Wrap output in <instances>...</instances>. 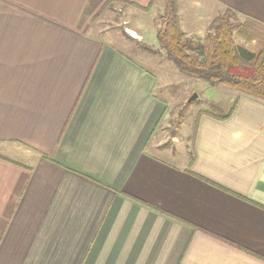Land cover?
<instances>
[{
  "label": "crops",
  "instance_id": "crops-1",
  "mask_svg": "<svg viewBox=\"0 0 264 264\" xmlns=\"http://www.w3.org/2000/svg\"><path fill=\"white\" fill-rule=\"evenodd\" d=\"M156 1L0 0V264H264V103L229 93L159 148L156 77L89 32ZM176 3L187 38L227 9L264 26V0Z\"/></svg>",
  "mask_w": 264,
  "mask_h": 264
},
{
  "label": "rangeland",
  "instance_id": "rangeland-1",
  "mask_svg": "<svg viewBox=\"0 0 264 264\" xmlns=\"http://www.w3.org/2000/svg\"><path fill=\"white\" fill-rule=\"evenodd\" d=\"M166 2L167 0H157L156 4H151L146 12L133 7L129 8L126 4L110 3L89 24L92 37L101 36L122 48L143 63L146 69L156 77L155 93L166 105L161 133L163 141L159 148L171 147L173 138H177L179 143L182 140L186 143L192 133L198 112L210 110L209 107L215 105L212 109L213 113H228L234 100L228 94H236L225 88H212L200 81L185 78L166 59L164 52L158 48L156 40V32L160 25L159 18L164 12ZM197 14L194 10L190 11L187 25L192 23L198 30H202L203 20L200 17H193ZM185 23L186 19H183L181 24ZM205 35L206 32L200 37L189 35L188 39L204 43ZM235 42L248 46L238 37H235ZM194 93L198 98L189 103L186 108L183 107Z\"/></svg>",
  "mask_w": 264,
  "mask_h": 264
},
{
  "label": "trees",
  "instance_id": "trees-1",
  "mask_svg": "<svg viewBox=\"0 0 264 264\" xmlns=\"http://www.w3.org/2000/svg\"><path fill=\"white\" fill-rule=\"evenodd\" d=\"M159 19L158 48L183 77L264 103V26L249 19L240 21L227 9L211 21L205 42L198 43L180 31L176 0H167ZM235 37L248 46L237 44ZM237 102L235 97L222 120L230 117Z\"/></svg>",
  "mask_w": 264,
  "mask_h": 264
},
{
  "label": "water",
  "instance_id": "water-1",
  "mask_svg": "<svg viewBox=\"0 0 264 264\" xmlns=\"http://www.w3.org/2000/svg\"><path fill=\"white\" fill-rule=\"evenodd\" d=\"M198 98L197 94H192L190 98L187 100V104L194 102Z\"/></svg>",
  "mask_w": 264,
  "mask_h": 264
},
{
  "label": "built area",
  "instance_id": "built-area-1",
  "mask_svg": "<svg viewBox=\"0 0 264 264\" xmlns=\"http://www.w3.org/2000/svg\"><path fill=\"white\" fill-rule=\"evenodd\" d=\"M129 33V32H128Z\"/></svg>",
  "mask_w": 264,
  "mask_h": 264
}]
</instances>
